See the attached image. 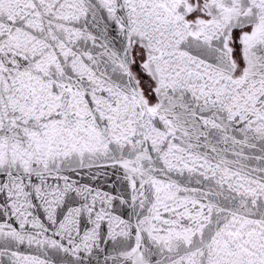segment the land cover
Here are the masks:
<instances>
[{"label":"snow or ice","instance_id":"obj_1","mask_svg":"<svg viewBox=\"0 0 264 264\" xmlns=\"http://www.w3.org/2000/svg\"><path fill=\"white\" fill-rule=\"evenodd\" d=\"M0 264H264V0H0Z\"/></svg>","mask_w":264,"mask_h":264}]
</instances>
